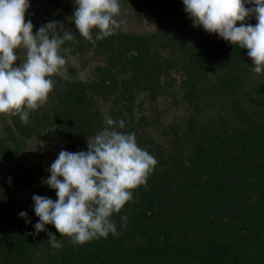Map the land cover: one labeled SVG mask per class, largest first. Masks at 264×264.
I'll list each match as a JSON object with an SVG mask.
<instances>
[{"label":"trees","instance_id":"obj_1","mask_svg":"<svg viewBox=\"0 0 264 264\" xmlns=\"http://www.w3.org/2000/svg\"><path fill=\"white\" fill-rule=\"evenodd\" d=\"M174 2L157 0V5L161 10H167L174 7ZM121 39L126 45L123 50L130 51V61L148 62L149 49L156 43L139 35H125ZM167 39L171 40L169 36ZM67 44L69 41L62 47ZM208 46V55H228V50H231L240 60L247 53V49L224 46L222 42ZM121 54L119 51L118 56ZM149 61L154 69L147 67L151 73L143 76V82H139L137 76L120 81L112 75L111 66L103 69L100 84L80 85L73 80H66L61 85L54 82L49 114L45 104L30 112L29 117L34 115V126L18 121L14 124L24 136L31 130L40 134L44 126L54 125L63 140L71 141L75 146L76 137L82 131L94 136L100 130L99 114L90 107L96 93L94 87L98 86L101 92L105 90V98H108L119 84L121 90L118 89L117 95L123 92L131 104L135 89L147 87L152 74L155 77L159 75L163 63L158 61L156 51L152 52ZM108 78H111L109 84L106 83ZM229 81L232 82L226 77L222 82L228 84ZM86 88L92 93H87ZM117 95L116 101L120 99ZM122 106L116 110L128 126L129 120L121 115ZM247 123V129L239 133L233 131L236 134L231 132L228 136L226 133L214 137L209 134L210 143L195 144L194 157L175 167L168 184V177L150 175L147 188L140 186L134 190L132 201L124 206L121 213L113 215L118 235L110 233L107 238L94 239L84 245L74 244L66 236L61 237L53 225H46L47 231L38 235H26L35 233L34 225L39 218L34 210L28 211L27 218L31 224H26L25 218L18 215L21 211L12 210L11 206L19 197L21 188L49 176V167L21 169L14 166L9 159L8 147L0 142L1 228L3 233L5 229L10 232L0 235V264H30V253L36 247L46 249L45 264H264V160L255 164L261 150L257 141L262 135L258 124L250 119ZM222 125L225 133L227 122ZM11 138L22 139L15 135ZM261 157L264 158V154ZM258 168L260 171L255 178L246 181L251 176L250 171ZM172 181L175 183L171 184ZM247 185L255 190L261 186V193H247L245 196L235 193ZM35 194L57 199L56 191L43 184L35 188ZM125 215L127 221H122L121 217ZM193 230L200 241L191 244L189 240ZM47 232L56 235L63 245L61 249L55 250L49 245Z\"/></svg>","mask_w":264,"mask_h":264},{"label":"rangeland","instance_id":"obj_2","mask_svg":"<svg viewBox=\"0 0 264 264\" xmlns=\"http://www.w3.org/2000/svg\"><path fill=\"white\" fill-rule=\"evenodd\" d=\"M29 3L26 22L31 20L34 33L50 21H61L78 41H69V44L62 47L61 54L67 60L68 78L53 76V81L58 85L66 80H73L80 85L99 83L102 81V71L107 66H111L112 75L117 76L120 81L137 76L138 81L143 82L145 75L154 69L152 64L148 63L149 57L152 52H157L158 61L162 60L161 64L163 63L160 65L159 75L155 77L152 74L154 78L149 77L147 87L141 90H136L135 87L131 104L127 96L122 95L123 92L117 95L118 89L121 90L117 84L118 89L112 90L108 98H105V90L101 92L97 89L98 86H95L96 93L90 106L97 110L99 129L102 130L107 127L104 123L106 116L114 121L122 119L116 108L123 105L121 115L128 119L130 124L120 131L135 132L138 146L156 158L158 163L151 174L153 177H168V184L175 167L194 157L195 144L210 143L209 134L214 137L217 134L224 136L227 133L228 136L239 133L240 130L247 129L248 119L260 126L262 135L257 141V147L261 150L258 151L255 164L264 160L261 157L264 154V73L257 74L253 71V62L247 53L240 60L231 50H228V55H208L209 44H232L217 34L206 32L202 26L194 27L184 11L182 0H175L174 7L167 10H161L157 0H120V16L117 19L126 21L123 26L125 30H117L115 35L96 41L95 47L75 29L72 20L75 0H29ZM247 22L253 26L256 24L254 17ZM96 31L94 30V34ZM125 35H139L151 39L153 44L156 43L149 49L148 62L136 63L129 60L130 51L123 50L126 45L121 39ZM168 36L171 40L167 39ZM17 51L20 58L16 61L18 66L24 61L25 52L23 49ZM119 51L122 52L120 56ZM147 67H151V70ZM226 77L232 82H222ZM111 78H108L106 83L109 84ZM86 89L87 93L91 92L89 88ZM50 94H54L53 91ZM115 95L120 98L118 101ZM51 99L49 95L47 111ZM33 116L32 114L29 117L28 123L33 122ZM14 121L22 122L19 116L13 118L0 115V142L8 147L9 159L13 165L21 169L50 167L61 150L73 153L87 151V141L93 137L82 131L73 146L71 141L63 140L54 125L44 126L40 134L31 130L30 134L24 136ZM225 121L228 129L223 133L222 124ZM31 125L34 126L33 123ZM12 135L22 139H12ZM259 171V168L251 170V176L246 178V181H252ZM45 179L31 182L21 188L19 197L13 201L12 210L27 213L33 211L32 196L39 184L46 185ZM174 183L175 181L171 182ZM248 187L247 185L245 188H239L235 193H242L244 196L247 193H261V186L257 190ZM1 221L0 218V235L10 233L6 229L3 233ZM190 234L192 236L189 242L192 244L196 242L198 235L194 230ZM46 252L43 247H36L30 253V264H45Z\"/></svg>","mask_w":264,"mask_h":264},{"label":"clouds","instance_id":"obj_3","mask_svg":"<svg viewBox=\"0 0 264 264\" xmlns=\"http://www.w3.org/2000/svg\"><path fill=\"white\" fill-rule=\"evenodd\" d=\"M182 3L194 27L202 26L206 32L247 49L253 71L264 73V0ZM29 8V0H0V115L19 116L25 124L30 112L47 104L54 89L52 77L68 78L62 46L68 41L78 43L61 21H50L34 33L31 20L26 22ZM119 16L120 0H75L72 20L79 35L95 47L96 41L125 30L126 21L118 20ZM253 17L254 26L247 22ZM20 49L25 59L17 66ZM104 123L107 127L88 139L87 151L61 150L51 163L47 169L50 176L44 183L56 191L57 199L32 196L39 220L34 225L35 233L26 235L46 232V225H53L61 237L77 245L107 238L110 233L118 235L113 215L132 201L134 190L147 188L158 162L138 146L135 132L120 131L125 128L123 119L114 121L106 116ZM18 215L31 224L27 212ZM121 220L127 221V216ZM47 235L53 249L62 248L56 235Z\"/></svg>","mask_w":264,"mask_h":264}]
</instances>
